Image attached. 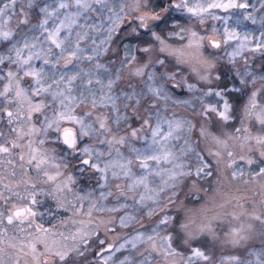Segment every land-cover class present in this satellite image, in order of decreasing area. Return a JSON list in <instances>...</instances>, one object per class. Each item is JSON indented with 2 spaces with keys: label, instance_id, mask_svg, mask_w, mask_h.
<instances>
[{
  "label": "rangeland",
  "instance_id": "1",
  "mask_svg": "<svg viewBox=\"0 0 264 264\" xmlns=\"http://www.w3.org/2000/svg\"><path fill=\"white\" fill-rule=\"evenodd\" d=\"M155 1L0 0L20 170L66 186L59 237L0 264H264V0Z\"/></svg>",
  "mask_w": 264,
  "mask_h": 264
},
{
  "label": "flooded vegetation",
  "instance_id": "2",
  "mask_svg": "<svg viewBox=\"0 0 264 264\" xmlns=\"http://www.w3.org/2000/svg\"><path fill=\"white\" fill-rule=\"evenodd\" d=\"M4 115L0 107V255L18 254L19 246H40L41 238L49 240L51 235L53 238L59 237L53 232L56 226L61 227L64 215H61V207L65 206L66 199V186L61 178L60 182L54 181L52 184L50 178L42 176L41 171L34 173L28 165L25 169L29 173L24 174L20 170V160L25 157L21 149L29 143L22 134H25L22 126L21 130L17 127L20 122L16 120L14 123L11 119L3 118ZM53 145L59 155L67 151L60 134ZM78 146L76 152L80 150Z\"/></svg>",
  "mask_w": 264,
  "mask_h": 264
},
{
  "label": "water",
  "instance_id": "3",
  "mask_svg": "<svg viewBox=\"0 0 264 264\" xmlns=\"http://www.w3.org/2000/svg\"><path fill=\"white\" fill-rule=\"evenodd\" d=\"M212 45L216 48L220 46V43L213 41ZM62 144H64L70 151H77L78 146V134L75 128L68 127L61 133ZM86 165H90V160H85Z\"/></svg>",
  "mask_w": 264,
  "mask_h": 264
},
{
  "label": "trees",
  "instance_id": "4",
  "mask_svg": "<svg viewBox=\"0 0 264 264\" xmlns=\"http://www.w3.org/2000/svg\"><path fill=\"white\" fill-rule=\"evenodd\" d=\"M153 1H155V0H153ZM155 6H156V1H155ZM166 7H167V5L164 2V0H158L157 8L159 10H164ZM167 30H171V27L168 24H165V23L162 26H160V28H159L160 34H162L163 36H165V34L167 33ZM231 95H232L231 100H232V102L234 104L237 105V104L241 103V102L237 103V100L234 99L235 96L233 94H231Z\"/></svg>",
  "mask_w": 264,
  "mask_h": 264
}]
</instances>
